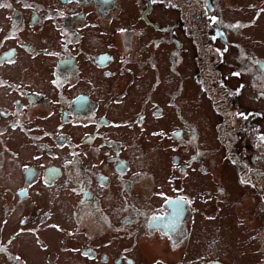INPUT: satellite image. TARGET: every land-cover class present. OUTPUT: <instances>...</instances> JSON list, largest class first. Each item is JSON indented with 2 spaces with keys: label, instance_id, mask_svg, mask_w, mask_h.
Listing matches in <instances>:
<instances>
[{
  "label": "flooded vegetation",
  "instance_id": "obj_1",
  "mask_svg": "<svg viewBox=\"0 0 264 264\" xmlns=\"http://www.w3.org/2000/svg\"><path fill=\"white\" fill-rule=\"evenodd\" d=\"M247 4L259 9L250 22L261 23L264 0ZM230 6L237 7L231 0H0V229L11 234L7 246L15 234L24 250L0 245V263L33 264L21 243L28 238L46 264H264V223L252 230V260L217 257L225 229L222 239H203L206 225L227 215L231 193L195 178H214L220 163L180 105L189 90L181 69L191 59L194 66H185L191 95L204 102L203 125L229 135L227 148L238 141L234 128L257 141L254 174L239 163L233 169L264 213V106L255 107L264 100V58L233 41L244 28L229 31L223 11ZM246 90L252 109L241 104ZM165 121L170 130L160 128ZM142 137L169 143L156 151L169 156L163 180ZM159 165L165 169V160ZM7 166L14 187L5 184ZM121 240L117 260L110 247ZM197 244L206 246L202 257L189 255Z\"/></svg>",
  "mask_w": 264,
  "mask_h": 264
},
{
  "label": "rangeland",
  "instance_id": "obj_2",
  "mask_svg": "<svg viewBox=\"0 0 264 264\" xmlns=\"http://www.w3.org/2000/svg\"><path fill=\"white\" fill-rule=\"evenodd\" d=\"M231 1L234 2L237 5V7L232 8L230 6L229 9H226L223 11V15L229 17L230 20L233 22L232 23L230 21L229 31L232 32V30L236 27V25H239V27H242V29L244 28L243 35L241 36L242 33L240 31L238 33V38L237 39L233 38V41L234 42L237 41L243 44L245 48L247 49L246 52L253 50V53H257L258 55L264 58V32H263L264 31V18L261 19V23L260 21H258L257 23L250 22L253 20L254 16H259L258 14L259 9L256 7L252 8L250 7V5L247 4L249 2H252V0H231ZM258 1H262V0H258ZM209 14L211 17L214 16L213 12L211 11H209ZM245 20H249V21L247 22ZM246 24H248L249 26L245 27ZM185 65L187 66V68H189L190 65H192V67L194 66L191 59L186 60ZM185 65L181 69L182 74H183L182 80L188 84L189 90L184 95V97L181 99L180 105L183 108L185 117L190 121L198 123L199 126L201 127L203 137L208 142L211 141V144H214L215 149L213 147H210V148L213 150V152L215 150V154L212 152L211 149H208L210 151L209 156H211V158L214 159L215 161H217L218 159V163H220L218 164V169L214 171V175H215L214 178H211L212 175L205 176L204 178L195 176V178L201 181V183H206L207 185H209L210 188H214V187L222 186V185L227 186L229 192L231 193V196L229 199L230 206H228L225 210L227 215L224 218H222L221 216H216V219L212 224L213 227L210 224L206 225V228L208 229V233L206 234L205 237H203V239L204 238L206 239V237H209V234L211 233H214L215 238L222 239L221 229H225V231L228 232L229 238L226 237L225 241L222 240V245L218 249L219 255L217 257H222L223 254H226L227 256L245 257L243 259L252 260L251 257H247V256L255 255L254 251H252L254 247L250 245V241H251L250 239H251V236L253 235L252 230L253 229L259 230L261 228V226L264 223V213L262 212L258 203L253 204L252 202L253 196H252L251 191H249L248 189L242 188L241 186L238 185L237 180H236V175H235L233 168L236 166V163H239V165H242L243 168H248L249 171L254 174V170L252 166L250 165V159H252V156L254 153L253 145L257 141L255 140V138H253V135L251 136V138L245 137V133L240 132L238 129L234 128L233 135L237 137L238 141L232 147L227 148L226 147L227 136L229 135L223 134V133H220V134L214 133L215 131L214 126L211 124L208 126L203 125L202 117L203 115L206 116L207 112H203L204 102L202 101L203 100L202 98H201L202 100L199 99L200 94L199 93L197 94L195 92V94L191 95V93L195 90L194 82L192 78L190 79L188 77V74L190 73L187 71L188 69H186ZM208 69L209 67L205 63V67H204L205 75L204 76H207L206 70ZM46 73H47V70L45 71V74ZM201 75H202V72L198 73L197 77L199 78ZM246 78L249 79V76L247 75ZM172 79L175 80L176 76L175 78L172 77ZM256 80H257V77L254 79V82H256ZM247 91L248 90L244 92V96L242 98L241 104L244 103L248 109H252L254 107V104L249 102L250 95H247ZM255 105H256L255 107L257 110L262 109L260 105L264 106V100H257ZM119 108L120 107H118V110H120ZM169 116L171 120L175 122L176 118H175L173 111H170ZM214 119L215 120L219 119L218 114L214 115ZM172 121L161 122L159 126L160 128H165V129L170 130L172 128ZM157 127L158 125L156 124L154 125V128L152 129H156ZM213 136L219 141L225 139L226 144L222 146L221 144H218L216 142L214 143ZM239 139H245V143L243 146L245 156L242 162H241L240 157H238L239 154H237ZM146 141L147 139L145 137H142L141 142L143 146L145 145L144 154L147 156L148 160H150L151 163L154 165L153 168L155 169L157 176H160L161 180H163L164 177H162V175L164 173V170L167 171L168 169L169 156L165 153L159 154L156 151L158 150V148L160 149L166 148L169 143L168 142L161 143L158 140L152 139L150 140L148 144H146ZM260 153L264 154L263 148H261ZM261 159H264V157H262ZM164 160L166 164L165 169H164V166L159 165V163ZM22 162L23 163L26 162V158L23 159ZM240 169L241 168L239 169L235 168V170H240ZM257 172H258V169H257ZM12 173H13L12 167L7 166L5 170V184L7 187H14V184L9 182V179H8V176L11 175ZM247 192L249 193V195L247 196V198L243 199V197L247 194ZM239 200L244 204L245 207H242L239 205L238 203L240 202ZM44 203L46 205L47 203L46 199L44 202H42V205H44ZM39 207L40 205H38V208ZM214 209H216V205H214ZM241 210L242 211L245 210L243 214H239V211ZM2 219L3 218L0 215V225L2 223ZM227 219H229V222L225 221ZM198 222L204 224L203 217L199 216ZM226 224H230V227L232 226L233 231L231 235L229 232V228L224 226ZM198 226L199 228L201 227V225H198ZM225 231L223 232V235L226 236ZM9 235L11 234H7L0 229V245L7 246L6 240L8 239V237H11ZM47 235L50 236V232H47ZM13 236H14V240H12L11 244L7 246V249L15 253L19 252V250L24 252L23 247H22V250L21 248H18L16 235L14 234ZM55 237L57 236L53 235L54 243H55ZM60 237L61 235H59V239ZM18 239H19V236H18ZM225 242H226V247H225ZM21 243L23 245H26L28 252H25V253L28 254L33 264H46L45 263L47 259L46 255L40 252L36 248L32 240L25 238L22 240ZM54 243L51 241L49 242V245L53 246V250H54L53 252H51V254H57V252L60 251L58 248V245L57 244L54 245ZM67 246L71 248V246L69 245ZM103 246L104 245H100V247H103ZM122 246H123L122 240L115 242L113 245H111L110 251H111V254L115 255V258H117L116 254L119 252V250L123 248ZM128 247H130L129 242H128ZM205 247L206 246L202 248V245L200 244H197L193 247H189V251H188L189 255L193 257H202V251L205 249ZM241 247L243 248L240 249ZM249 247H252L250 251H249L250 249ZM142 250L140 252L141 255H142ZM172 255L173 254H171V260L173 262H177V257H175V255L174 256ZM154 257L156 256H149V259L154 258ZM117 260H120V259L117 258ZM152 261H149L148 259H143L144 263H140V264H149ZM78 262L85 263L82 260H79ZM0 264H4V263H0Z\"/></svg>",
  "mask_w": 264,
  "mask_h": 264
},
{
  "label": "snow or ice",
  "instance_id": "obj_3",
  "mask_svg": "<svg viewBox=\"0 0 264 264\" xmlns=\"http://www.w3.org/2000/svg\"><path fill=\"white\" fill-rule=\"evenodd\" d=\"M211 20H212V22L213 23H216V17H211ZM236 27H239V25H236ZM234 75H239V73H235ZM246 118V117H245ZM262 139H264V138H262ZM244 181L242 180V183H243Z\"/></svg>",
  "mask_w": 264,
  "mask_h": 264
}]
</instances>
